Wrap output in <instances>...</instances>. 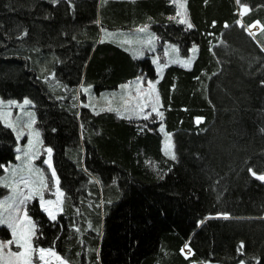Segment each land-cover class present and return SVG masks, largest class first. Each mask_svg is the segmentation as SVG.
<instances>
[{
    "label": "trees",
    "instance_id": "trees-1",
    "mask_svg": "<svg viewBox=\"0 0 264 264\" xmlns=\"http://www.w3.org/2000/svg\"><path fill=\"white\" fill-rule=\"evenodd\" d=\"M187 10L191 28L170 0H0V95L34 103L63 193L54 221L34 203L38 243L68 264H264V0ZM141 25L183 57L198 49L191 70L170 66L158 84L175 159L156 125L84 106L81 86L156 79L149 59L100 42V26ZM16 145L0 121V176Z\"/></svg>",
    "mask_w": 264,
    "mask_h": 264
},
{
    "label": "rangeland",
    "instance_id": "rangeland-1",
    "mask_svg": "<svg viewBox=\"0 0 264 264\" xmlns=\"http://www.w3.org/2000/svg\"><path fill=\"white\" fill-rule=\"evenodd\" d=\"M187 1H171L176 6V14L172 19L192 25ZM238 3L239 15L243 17L249 12V6ZM260 29L258 24L248 28L254 34ZM100 34V42L117 44L136 59H149L157 77L152 80L143 73L119 84L113 90L101 92L96 91V86L92 84L81 86L85 95L84 106L94 113L114 112L121 119L135 120L141 125H156L163 136L162 152L171 159L172 154L176 158L173 135L166 131L163 123L165 117L158 84L170 66L191 70L196 60L197 47L191 49L188 57H183L177 45L171 41H162L156 31L146 25L127 30L117 29L111 35L106 34L100 26ZM0 121L14 131L17 139L15 159L3 166L4 173L0 176V220L5 221L0 223V244L6 245L0 250V264H24L25 259H30L32 264H68L55 248L38 243V223L31 213L35 202L52 221L63 212V193L54 167L53 151L43 142L35 105L30 99H4L0 95ZM9 241L14 243L9 244ZM41 248L51 249L55 255L46 252L44 259L39 260ZM15 252H24L26 256L11 255ZM183 253L186 257L192 255L188 247L183 248ZM236 264L247 263L239 261Z\"/></svg>",
    "mask_w": 264,
    "mask_h": 264
},
{
    "label": "snow or ice",
    "instance_id": "snow-or-ice-1",
    "mask_svg": "<svg viewBox=\"0 0 264 264\" xmlns=\"http://www.w3.org/2000/svg\"><path fill=\"white\" fill-rule=\"evenodd\" d=\"M188 27L191 28L192 25L189 24ZM250 27H252V26H250ZM25 103H27V101H25ZM145 118H147V117H145ZM48 151L51 152V149H48ZM166 154H168V153H166ZM172 159H175V155L174 154H172ZM253 175H255V173H253ZM257 178L262 180V181H264V175L258 176ZM27 198H30V197H26V199ZM48 203H51V201H49ZM49 215L51 216V213H49ZM52 218L54 219L55 217L53 216ZM4 222L5 221L0 220V223H4ZM8 243L12 244V243H14V241H9ZM5 246L6 245L0 244V250H2ZM19 247H23V245H19ZM185 247L187 248V245ZM242 247H243V245H241V248ZM39 252H40L39 260H43L44 259V254L46 252H50L51 253V249L45 250V249L41 248V249H39ZM51 254L55 255V253H51ZM11 255L16 256V257H23V256H26V253H24V252H15V253H11ZM24 264H32V261L30 259H25Z\"/></svg>",
    "mask_w": 264,
    "mask_h": 264
},
{
    "label": "crops",
    "instance_id": "crops-1",
    "mask_svg": "<svg viewBox=\"0 0 264 264\" xmlns=\"http://www.w3.org/2000/svg\"><path fill=\"white\" fill-rule=\"evenodd\" d=\"M172 0H170V2H171Z\"/></svg>",
    "mask_w": 264,
    "mask_h": 264
}]
</instances>
